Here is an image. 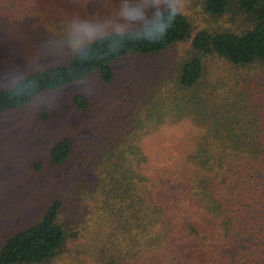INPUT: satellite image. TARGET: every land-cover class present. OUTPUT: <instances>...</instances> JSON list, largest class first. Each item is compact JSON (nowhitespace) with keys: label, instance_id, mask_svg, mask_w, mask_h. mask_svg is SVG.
<instances>
[{"label":"trees","instance_id":"obj_1","mask_svg":"<svg viewBox=\"0 0 264 264\" xmlns=\"http://www.w3.org/2000/svg\"><path fill=\"white\" fill-rule=\"evenodd\" d=\"M185 1L194 14L165 9L0 86L2 115L92 77L112 83L124 59L191 40L173 65L127 86L116 106L98 107L86 89L70 96L49 163L59 168L75 152L70 111L95 108L83 157L98 177L78 181L39 220L0 239V264H48L82 238L93 264H264V0ZM204 14L221 23L202 26ZM157 24L167 28L161 39ZM169 129L179 132L176 154L160 165L146 138Z\"/></svg>","mask_w":264,"mask_h":264},{"label":"rangeland","instance_id":"obj_2","mask_svg":"<svg viewBox=\"0 0 264 264\" xmlns=\"http://www.w3.org/2000/svg\"><path fill=\"white\" fill-rule=\"evenodd\" d=\"M136 2L138 0H0V86L11 85L44 65L66 61L75 49L68 41L74 24L90 21L104 25L99 36L124 24L121 10L126 4ZM143 3L149 15L156 11L157 5L164 7L161 0H143ZM174 3L194 14L189 2L174 0ZM207 19L211 18L204 14L197 21L203 26ZM219 23L221 20L211 19L209 24L217 26ZM190 45L191 40L177 43L158 55L130 56L117 64V77L112 83L102 84L92 77L86 82L48 92L27 106L0 115V239L39 220L51 202L68 194L78 181L94 182L98 177L83 157V143L93 137V130L86 124L99 117L95 108L86 113L70 111L67 121L77 136L75 152L59 168L49 163L52 140L56 134H62L67 125L60 123L59 117L67 113L70 96L86 89L96 94L98 107L104 103L116 106L123 94H127V86L145 79L151 71L162 72L163 67H170L184 56ZM43 108L51 111L50 119H43ZM178 136V131L169 129L164 136L146 138L155 163L164 165L175 157L172 145L178 144ZM175 187L173 182L166 181L165 192L177 200ZM94 223L97 225V222L91 225ZM89 241L82 238L70 242L67 249L48 264H93L83 251Z\"/></svg>","mask_w":264,"mask_h":264},{"label":"clouds","instance_id":"obj_3","mask_svg":"<svg viewBox=\"0 0 264 264\" xmlns=\"http://www.w3.org/2000/svg\"><path fill=\"white\" fill-rule=\"evenodd\" d=\"M161 4L164 5V7L157 5L156 11H153L151 15H149L143 0H138L136 3L126 4L120 12V16L125 23L118 25V30L126 29L137 23L146 25L150 21L158 18L160 13L165 11V9L169 12L170 16H175L176 12L179 10L174 3V0H161ZM104 27V25L90 21L78 22L72 26V30L68 37L69 44L73 48L83 47L101 33ZM153 31L155 37L161 39L165 35L167 28L164 24H157Z\"/></svg>","mask_w":264,"mask_h":264}]
</instances>
